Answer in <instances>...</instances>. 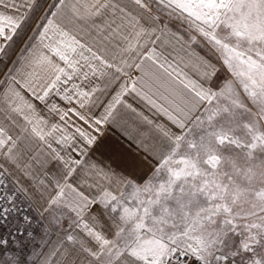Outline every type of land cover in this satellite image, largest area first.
I'll return each mask as SVG.
<instances>
[{
    "label": "snow or ice",
    "instance_id": "snow-or-ice-1",
    "mask_svg": "<svg viewBox=\"0 0 264 264\" xmlns=\"http://www.w3.org/2000/svg\"><path fill=\"white\" fill-rule=\"evenodd\" d=\"M0 264H264V0H0Z\"/></svg>",
    "mask_w": 264,
    "mask_h": 264
},
{
    "label": "crops",
    "instance_id": "crops-1",
    "mask_svg": "<svg viewBox=\"0 0 264 264\" xmlns=\"http://www.w3.org/2000/svg\"><path fill=\"white\" fill-rule=\"evenodd\" d=\"M149 115H151V114H149Z\"/></svg>",
    "mask_w": 264,
    "mask_h": 264
}]
</instances>
